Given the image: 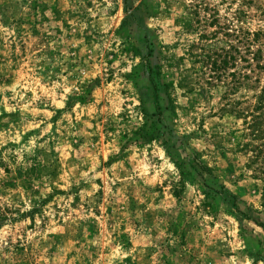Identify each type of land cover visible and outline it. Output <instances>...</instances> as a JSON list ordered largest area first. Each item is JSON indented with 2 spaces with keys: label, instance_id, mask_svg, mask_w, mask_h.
I'll return each instance as SVG.
<instances>
[{
  "label": "rangeland",
  "instance_id": "374dc122",
  "mask_svg": "<svg viewBox=\"0 0 264 264\" xmlns=\"http://www.w3.org/2000/svg\"><path fill=\"white\" fill-rule=\"evenodd\" d=\"M0 264H264V0H0Z\"/></svg>",
  "mask_w": 264,
  "mask_h": 264
}]
</instances>
